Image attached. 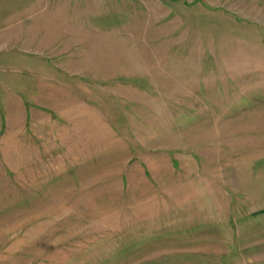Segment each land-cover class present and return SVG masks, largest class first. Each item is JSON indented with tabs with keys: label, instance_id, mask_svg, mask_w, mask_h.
<instances>
[{
	"label": "rangeland",
	"instance_id": "374dc122",
	"mask_svg": "<svg viewBox=\"0 0 264 264\" xmlns=\"http://www.w3.org/2000/svg\"><path fill=\"white\" fill-rule=\"evenodd\" d=\"M0 264H264V0H0Z\"/></svg>",
	"mask_w": 264,
	"mask_h": 264
}]
</instances>
